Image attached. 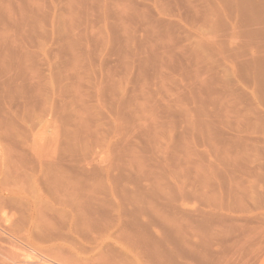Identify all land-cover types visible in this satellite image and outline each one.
<instances>
[{
	"label": "rangeland",
	"instance_id": "obj_1",
	"mask_svg": "<svg viewBox=\"0 0 264 264\" xmlns=\"http://www.w3.org/2000/svg\"><path fill=\"white\" fill-rule=\"evenodd\" d=\"M0 126L130 258V223L174 264L264 246V0H0ZM2 216L0 264L33 262Z\"/></svg>",
	"mask_w": 264,
	"mask_h": 264
},
{
	"label": "bare ground",
	"instance_id": "obj_2",
	"mask_svg": "<svg viewBox=\"0 0 264 264\" xmlns=\"http://www.w3.org/2000/svg\"><path fill=\"white\" fill-rule=\"evenodd\" d=\"M30 139L34 140L32 143L26 144L25 153L21 147L19 148L24 154L25 160L29 158L30 154L41 151L37 148L35 138ZM5 140H8V135L0 126V213H4L2 217L8 223L7 226L14 237L27 247L36 250L38 257L31 263L28 260L29 264H174L170 261L174 259L173 255L167 256L158 248L148 249L143 233H140L136 238L132 229L137 225L133 223L124 227L123 231L126 234L124 238L147 249L151 261L130 258L128 251L116 246L113 234L97 232L101 226L99 218L91 208L81 204L77 192L75 193L73 189L65 185L69 181L65 183L64 180H60L63 177L59 178L58 180L64 182V186H59L60 182L56 184L53 181L56 177L52 178L51 176H56L54 172L60 174L61 168L48 166L45 163L46 154L41 152L37 155L39 159L37 166H33V161L29 164H18V161H21L19 159H22L20 155L18 156L19 151L17 154L13 148V150L10 149L11 146L5 145L7 142ZM13 152L16 155H13ZM11 154L18 156L19 159L11 157ZM12 158L18 159L17 162L15 161V165L11 164L14 160L10 162ZM48 159L50 160V158ZM52 173L53 175H51ZM60 175L58 176H63ZM8 212L15 216V220L7 218ZM16 215L19 217L16 218ZM0 226H2L1 217ZM105 228L108 231V227ZM224 237L225 234L215 233L211 238L200 237L199 240L207 246H211L210 248H212L213 242L217 241L213 245L223 248L222 261L224 264H264V246L256 244L255 248L249 251L246 249L253 238L250 233L242 234L239 239L240 236H238L228 245L224 244L225 241H218V239L223 240ZM23 262L14 264H25Z\"/></svg>",
	"mask_w": 264,
	"mask_h": 264
}]
</instances>
